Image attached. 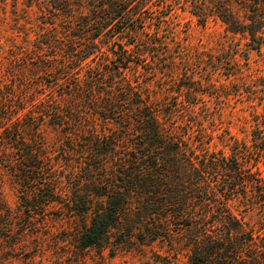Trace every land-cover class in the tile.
I'll list each match as a JSON object with an SVG mask.
<instances>
[{
	"label": "trees",
	"instance_id": "obj_1",
	"mask_svg": "<svg viewBox=\"0 0 264 264\" xmlns=\"http://www.w3.org/2000/svg\"><path fill=\"white\" fill-rule=\"evenodd\" d=\"M47 1L34 56H16L23 65L10 64L0 89V244L16 248L9 235L17 225L58 206L78 216L80 249L105 248L113 238L161 240L186 251L189 264H264V236L230 204L263 209L264 179L242 151L207 145L201 115L210 106L201 95L222 67L195 77L192 54L164 30L167 0ZM185 3L261 51L264 0ZM43 74L52 75L49 84ZM261 122L255 133L264 153ZM3 169L16 208L6 200Z\"/></svg>",
	"mask_w": 264,
	"mask_h": 264
},
{
	"label": "rangeland",
	"instance_id": "obj_2",
	"mask_svg": "<svg viewBox=\"0 0 264 264\" xmlns=\"http://www.w3.org/2000/svg\"><path fill=\"white\" fill-rule=\"evenodd\" d=\"M167 2L164 30L175 36L178 47L192 54L190 61L194 63L195 77L207 73L204 68L222 67L214 74L213 84H206L207 92L201 95L210 106L208 114L201 115L209 135H212L207 145L227 155L235 150L242 151L244 163L264 179V153L260 151L261 140L255 133L257 123L264 119V45L261 51L251 49L247 45L250 37L228 32L225 23L217 16L201 21L185 0ZM42 3L50 2L0 0V89L4 81L10 79L7 72L10 64L23 65V60H17L16 56L33 55L38 37L46 31L41 27L42 20L49 18ZM168 4L172 5L171 12ZM233 66L239 68L238 73L226 75ZM52 79V75L43 74L39 80L49 84ZM196 108L201 111L200 104ZM260 126L264 129L262 122ZM204 140L207 141L208 137ZM1 173L8 181L6 200L16 208L17 190L9 173L4 169ZM230 204L257 234L264 236V208L246 205L241 199H233ZM78 226V216H72L58 206L51 208L39 216L35 224L28 227L17 225L16 232L9 235V239L20 241L16 248H8L9 243L5 240L1 242L0 264H189L186 251L177 253L161 240L141 244L118 243L113 238L105 248L80 249L76 242Z\"/></svg>",
	"mask_w": 264,
	"mask_h": 264
}]
</instances>
